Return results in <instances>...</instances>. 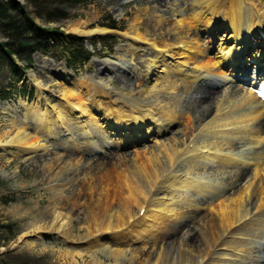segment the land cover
I'll return each mask as SVG.
<instances>
[{
	"label": "bare ground",
	"instance_id": "obj_1",
	"mask_svg": "<svg viewBox=\"0 0 264 264\" xmlns=\"http://www.w3.org/2000/svg\"><path fill=\"white\" fill-rule=\"evenodd\" d=\"M147 2L153 5L152 12L156 15L154 22L144 26L143 18L136 14L125 33L136 45L138 41L148 42L152 50L149 57L152 59L146 60L141 69L145 79L142 84L146 85L147 91L142 104L119 97L113 99L102 78L99 81H78L76 78L71 81L68 78L72 86H60L63 99L57 102L59 110L56 112L42 111V97L32 104L19 101L20 109L29 120L12 121L13 135L6 139V144L29 153L53 146L48 149L51 158L43 166L52 174L55 183L68 179L73 180V184L78 183L86 224L80 229V234L76 233L73 216L63 211L70 202L55 195L49 209L50 221L33 217L23 236L46 229L56 231L65 243L71 244L72 249L63 253L65 257L69 255L75 261L77 256L84 259L89 255L95 264H105V259L100 256L102 253L117 264L123 255L127 256L124 258L128 259L129 264H264V241L262 245H256V240H264V122L259 121L262 117L264 120V100L258 93L259 85L264 84V0ZM86 24H73L68 30L88 40L110 32L100 26L87 29ZM221 26L231 41L225 38L224 43L217 46L218 53H222L218 56V63L223 68L219 71L209 66L211 68H207L205 73L212 76L224 72L231 77L220 79L222 89H218L221 85L207 82L195 85L191 82H195L196 76L194 81L185 77L181 90L189 91L184 101L189 109L180 113L176 104L167 101L159 92L152 93L154 86L148 83L152 67L161 62L166 66L164 71L176 78L182 66L175 68L169 59L177 55L186 58L183 63L192 62L201 68L208 66L202 54L215 47L216 33ZM203 27H206V34H202ZM253 60L256 61L255 65L250 64ZM70 70L64 68L57 73L67 71V74H72ZM122 70L126 72L127 68H118L116 74L120 75L122 82L131 85L129 89L134 90L136 82L126 78ZM114 71L100 68L98 75ZM248 74L249 79L246 77ZM234 80L244 85L250 84L255 93L246 95L234 87H225ZM75 88L79 92L76 93ZM153 103L158 106V111L150 110L148 105ZM64 111L73 116L76 131H80V134L88 135L89 122L97 113L106 126L127 129L124 138L133 141L134 138H130L133 128H143V134H138L139 140L154 129L157 138L176 119L187 117L188 121L182 136L178 129H173L171 137L163 138L153 147L137 151L136 157L120 155L119 161L114 163L125 167L133 184H123L126 200L118 202L110 201L105 186L95 175L103 171L98 166L105 170L108 165H104V162L111 164L116 160L114 150L109 153L105 151L107 157L104 160L94 154V158L82 157L80 160L83 159V163L80 165L73 161L72 164L68 156L60 155L57 151L59 141L67 142L66 132L71 129ZM76 111L80 112V116L89 114L92 117L88 116L81 123L80 117L75 115ZM148 124L149 127H146ZM196 131L201 135L197 140L194 137ZM218 137L227 139L225 148ZM234 138L245 140L248 145L245 152H234ZM42 140L46 143H41ZM110 145L107 141L103 147L116 149ZM81 153L83 156L84 150ZM39 161L34 158L32 163ZM205 162L212 163L218 175L228 172L230 183L227 181L226 185L201 177L202 168L208 165ZM248 166L252 167L249 171ZM227 167L237 170L225 171ZM251 172L253 176L250 177ZM177 190L184 193L191 190L200 195L203 205L212 212L206 214L198 210L197 205L196 209L186 211L182 199H178L186 195L179 193L176 199ZM158 194L169 197L172 202L157 199ZM75 199L77 201L73 200V205L79 201ZM142 210L143 215L138 216ZM171 216L177 223L174 229L168 225ZM150 218L151 222L148 221ZM43 220L47 225L37 224ZM166 229L172 232L169 235L173 238L168 237ZM106 231L112 232L107 240L103 237ZM36 239L29 243V247L38 242L39 238ZM137 241H143L144 247H135Z\"/></svg>",
	"mask_w": 264,
	"mask_h": 264
},
{
	"label": "rangeland",
	"instance_id": "obj_2",
	"mask_svg": "<svg viewBox=\"0 0 264 264\" xmlns=\"http://www.w3.org/2000/svg\"><path fill=\"white\" fill-rule=\"evenodd\" d=\"M9 1H12L16 7L23 8L26 14L29 15L38 26L57 29L66 34L74 33L68 30L70 25L86 22L87 24L85 28H95L97 26L105 27L112 32V35H115V38L113 40H106V36L111 34H103L102 36H94L91 40L86 39L85 47L94 52L95 55L85 65L76 64L72 67L67 65L64 53L58 49L56 45L52 44V42L49 44L50 49L47 50L46 53L41 50L33 52L30 57L31 59L25 54L19 55L14 53L11 56L12 60L0 52V264H95L91 261V256L89 255L85 256L84 259L77 256L75 261L69 255H67L68 257H65L63 253L72 249L71 244L65 243L63 237L56 231L46 229L42 232H32L23 236L27 224L32 222L34 219L33 217L40 219L44 218V220L50 221L51 216L49 214V209L51 201L55 195H57L56 197H62V200L64 201L70 202L63 211L69 212L73 216L74 229L78 234H80V229L86 225L85 218L83 219V217H85L83 214L85 210L83 205H80V189L77 186L78 183L73 184V180L70 179H68V181L65 180L62 182L61 180L60 182L55 183L52 181V174L43 166L44 162L49 161L51 158V152H49L50 150L48 149H51L53 146L48 149L39 148L38 151L32 153L27 151L20 152L17 146L10 144H8V146L6 144V139H9L13 135L14 128L12 126L13 124H11L13 120H29L25 117V113H23L24 111L20 109V100L32 104L36 102L39 97H42V111L46 112L48 110H53V112H56L59 110V107L56 106L58 104L57 102L63 99V96L60 95V86H72L68 83V78H70L71 81H73L74 78L78 79V81H80V79L99 81L102 78V81L107 83L113 99L119 97L126 101L136 100L135 102L138 101V103L142 104L143 98L147 97V91L145 92L146 85L142 84L145 79L142 73L143 70L141 71V69L144 68L143 63H145L146 60L150 61L152 59L149 58L151 57L150 52H152V50L150 49L151 47L148 42L138 41L139 43L136 45L131 41L128 35L126 36L125 33L128 27L133 23L136 14L141 15L144 26L153 23L156 19L155 13L152 12L153 5L148 3V0H80L79 2L69 3H62L59 0ZM61 13H64L67 17L63 18ZM109 23L117 25V28L102 25ZM205 28L206 27L202 28V34H206ZM216 35L218 37H215V39L217 38V42L214 43L215 47L211 51L208 50L206 53L202 54V57L205 58V63L208 65L206 67H197L196 64L192 62L183 63L186 58L178 55L171 56L169 60L172 61V66L175 68H180L182 66L184 68L181 67L179 72L177 71L178 77L172 78L166 70L164 71L166 68L165 65H161V62L156 63L152 67L151 78L148 80L150 86H154L153 88L151 87L152 93L159 92V94L166 98L167 101L176 104L178 111L181 113L189 109L184 102L185 96L189 94V91L181 90V85H183V79H185V77H188V79L193 81L196 78L194 83L191 82L195 85L207 82L209 84H217L220 86V79H223L225 76V78L229 79L231 77L229 73L218 72L219 74L216 73L217 75L213 74L212 76L205 73L207 68L214 67V69L219 71L223 68H221L218 63V56L222 55V53H218L217 46L224 43L225 38L228 41H230V38L225 33V29L222 26L218 29ZM220 38L223 39V41H220ZM7 40V36L0 30V43L6 42ZM11 61H13L18 67L24 69L23 77L19 78L13 71ZM237 63L238 61L236 64ZM250 64L255 65L256 61H250ZM122 66H125L128 70H126V72L122 70L125 74L124 76L129 80L136 82L134 90L129 89L131 85L122 82V80H120V75L116 74L117 69ZM249 66L251 67V65ZM105 67L116 71L99 76V69H104ZM64 68L71 69L70 71L72 74H67V71H65V73H57L64 70ZM224 70H227V67H224ZM206 76L209 78L207 79ZM246 77L249 79V74ZM204 78L207 80H201ZM230 83H227L225 87H234L246 95L255 93V89L254 91L251 90L252 86L250 84L244 85V83L239 80L230 81ZM123 84L124 87L122 86ZM222 87L223 86L221 85L218 89H222ZM23 88L27 89L26 93L22 91ZM30 91H32V94H29ZM75 92H79V89L75 88ZM47 98H50V100L48 101ZM153 104L148 105L151 108L150 110L158 111L156 109L158 106ZM215 108L216 107L214 106L213 112H215ZM75 113V115L80 117L81 123H84L85 119L92 117L89 116V114L80 116L79 111H76ZM63 114L66 116L67 120L69 119L71 129L66 132L67 135L65 134L67 142L62 140L59 141L60 146L57 147V151L60 155L68 156L71 159L69 160L71 162L73 161L74 164L80 165V163H83V159L80 160L82 157L94 158V155H98V157H101L99 159L104 160V158L107 157V154L104 152L106 151L109 153V151L114 150L113 154L116 155V160L112 161L111 164L104 162V165H108L105 170L102 166H98L103 171H100V173H96L95 175H97V179L102 181L103 186H105V189L109 193L110 201L115 200L118 202L126 200V189L123 187V184H133L131 183L130 174H128L129 172L125 167L116 166L114 163L119 161V158L121 157L120 155L127 154L130 157H136L137 151L147 147H153L154 145L159 144V141L163 138L171 137V130L173 131V129L174 131L178 129L180 132L179 135L182 136V132L185 131L186 123L188 121L186 119L187 117H184L185 119H176L169 127L166 126V130L164 131L166 134L163 133V135L161 134L157 138L155 135L156 130L154 129V131L152 130V132H149L147 136L144 134L139 140L140 135L138 134H143V128L140 130L133 128L131 131L132 133L130 134V138H134L133 141L124 138L127 129H114V127L106 126V123L97 117V113H94L91 122H89L88 135L80 134V131H76L75 120L69 112L64 111ZM259 121L264 122L263 117ZM149 125L150 124L146 127H149ZM152 127L153 126L151 125V128ZM200 136L201 135L198 134V131H196L194 134L196 140ZM217 139H221L220 144L225 148V142L227 139H223L222 137H218ZM234 139H236L234 140V152H245L248 147L245 140H240L238 138ZM107 141H109V144L111 143L116 149L110 150L105 146L103 147V144ZM41 143H46V141L42 140ZM111 145L110 147H112ZM94 149L96 151H94ZM83 150L84 154L82 156L81 151ZM225 151L227 152V150H221L223 153H226ZM34 158L40 160L39 163H32ZM205 163L208 165L207 167L202 168V171L199 174L201 177L209 178L222 184L227 183L226 185H228L227 181L230 183L231 180L228 179V172L218 175V171H216V167H212V163ZM239 166L245 168L242 164H239ZM251 169V166L247 167L248 171ZM226 170L234 171L237 170V168L227 167L225 171ZM251 174L250 177L253 176L252 172ZM190 191L184 193L183 190H177L175 192L176 199L180 194L184 193V195H186V197L179 196L178 198L182 199L184 209L189 212L197 205L198 210H202L206 214L211 213V209H207V207L203 205L202 197L195 192ZM75 198L79 201L73 205V200L77 201ZM156 198L172 202L169 197L163 196L162 194H158ZM140 214H138V216L143 215V210ZM44 220L37 224H45ZM148 221L151 222V218ZM168 222V225L171 226L172 229L176 228L177 223L174 222L172 216L169 218ZM166 232L168 233V237H170L169 234L172 232L167 229ZM111 233L112 232L110 231H106L103 234V237H106L105 240L112 236ZM36 238H39L38 242L33 247H29V243L37 241ZM256 241V245L259 246L263 244L262 242L264 240L258 239ZM135 247H144L143 241H137ZM100 256L105 259V264H117L113 260H109L105 257L103 253ZM124 257L127 258L126 255H123L119 264H129L128 259Z\"/></svg>",
	"mask_w": 264,
	"mask_h": 264
},
{
	"label": "trees",
	"instance_id": "obj_3",
	"mask_svg": "<svg viewBox=\"0 0 264 264\" xmlns=\"http://www.w3.org/2000/svg\"><path fill=\"white\" fill-rule=\"evenodd\" d=\"M62 3L79 2L80 0H59ZM63 18L67 15L61 13ZM111 28H117L115 24H102ZM0 30L7 36L6 42L0 43V52L12 59V55L25 54L28 58L33 52L50 49L49 44L56 45L64 53V58L69 67L80 64L85 65L95 55L87 49L86 37L75 33H64L63 31L41 27L34 23L32 18L26 14L23 8H18L12 1L0 0ZM115 35L106 36V40H113ZM103 39V40H105ZM31 59V58H30ZM13 60V59H12ZM13 71L18 77H23L24 69L18 67L11 61ZM27 92L26 88L22 90ZM32 94V91L29 92Z\"/></svg>",
	"mask_w": 264,
	"mask_h": 264
},
{
	"label": "water",
	"instance_id": "obj_4",
	"mask_svg": "<svg viewBox=\"0 0 264 264\" xmlns=\"http://www.w3.org/2000/svg\"><path fill=\"white\" fill-rule=\"evenodd\" d=\"M107 34H112V32H107V33H105L104 35H107ZM102 36V35H101Z\"/></svg>",
	"mask_w": 264,
	"mask_h": 264
}]
</instances>
